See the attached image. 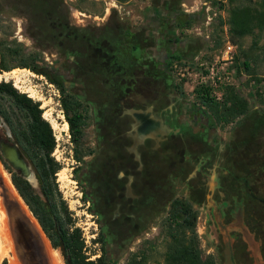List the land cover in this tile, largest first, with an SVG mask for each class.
Here are the masks:
<instances>
[{"label":"rangeland","instance_id":"1","mask_svg":"<svg viewBox=\"0 0 264 264\" xmlns=\"http://www.w3.org/2000/svg\"><path fill=\"white\" fill-rule=\"evenodd\" d=\"M226 1L0 0V40L40 53L42 66L88 106L81 151L92 154L75 178L58 91L28 69L0 73V82L40 102L51 124L52 156L62 165L56 183L90 260L103 243L108 264H128L135 253L145 264H165L168 211L183 199L196 211L203 256L264 264V100L256 96L264 30L233 45ZM244 52L253 58L249 69ZM229 88L250 111L213 126L200 96L219 104ZM15 160L32 172L0 118V264H64L11 183L2 161L23 176Z\"/></svg>","mask_w":264,"mask_h":264},{"label":"trees","instance_id":"2","mask_svg":"<svg viewBox=\"0 0 264 264\" xmlns=\"http://www.w3.org/2000/svg\"><path fill=\"white\" fill-rule=\"evenodd\" d=\"M125 2L126 0H118ZM226 24L229 41L240 47L241 41L253 34L254 30H264V0L258 3L246 0H227ZM223 3L219 2L220 7ZM244 69H249L253 58L243 53ZM264 58V57H263ZM14 68L28 69L37 76H42L55 87L59 93V102L65 122L68 125L70 141L73 144L75 165L72 173L75 178L79 173L84 157L92 151L83 153L81 147L85 138V129L90 124L88 106L73 96L61 76L55 71L42 66L40 53H30L16 40H0V73L10 72ZM262 82V81H260ZM259 82V83H260ZM256 96L264 100V85ZM207 97V95H206ZM202 98V104L214 113V124L233 123L239 117L248 115L250 109L247 101L233 88L226 90L224 99L219 104ZM40 102L34 101L24 93L18 92L10 82H0V118L6 125L14 144L27 159L38 184V191L8 163L3 162L10 174L13 187L53 248H59L64 264H108L102 255L90 260L84 252L81 230L76 227L72 213L68 210L56 183V174L62 165L52 156L57 142L51 124L43 118ZM211 126V125H210ZM196 211L188 200H176L167 215L165 264H215L211 256H203L199 247L196 231ZM132 254L128 264H145L142 255ZM1 264H7L4 260Z\"/></svg>","mask_w":264,"mask_h":264},{"label":"bare ground","instance_id":"3","mask_svg":"<svg viewBox=\"0 0 264 264\" xmlns=\"http://www.w3.org/2000/svg\"><path fill=\"white\" fill-rule=\"evenodd\" d=\"M6 75V74H5ZM12 75H15V72H13L12 73ZM140 126H141V129L142 130H144L145 132H148L149 131V129H150V126H149V123H147L146 121H143L141 124H140ZM66 128H67V124H66ZM140 129V130H141ZM16 151V150H15ZM16 153V152H15ZM22 160V159H21ZM15 162L17 163V165H19L20 166V168L22 169L21 171H22V174H23V176H24V178L25 179H27L33 186H36V179H35V177H34V175L32 174V172L31 171H29V169L28 168H26V167H24V165L23 164H21V162L20 161H17V160H15ZM2 223V222H1ZM3 226V225H2ZM1 226V224H0V239H1V236H2V232H3V230H2V227ZM3 250L0 248V258L3 256Z\"/></svg>","mask_w":264,"mask_h":264},{"label":"built area","instance_id":"4","mask_svg":"<svg viewBox=\"0 0 264 264\" xmlns=\"http://www.w3.org/2000/svg\"><path fill=\"white\" fill-rule=\"evenodd\" d=\"M232 52H233V46L230 43H228L226 45L225 54L230 55ZM213 77H214L213 69L210 68L207 78H213Z\"/></svg>","mask_w":264,"mask_h":264},{"label":"water","instance_id":"5","mask_svg":"<svg viewBox=\"0 0 264 264\" xmlns=\"http://www.w3.org/2000/svg\"><path fill=\"white\" fill-rule=\"evenodd\" d=\"M16 163V162H15ZM17 164V163H16ZM19 166V165H18ZM20 167V166H19ZM27 180V179H26ZM28 181V180H27ZM29 182V181H28ZM30 183V182H29ZM31 184V183H30ZM32 185V184H31ZM33 186V185H32ZM34 187V186H33ZM35 188V187H34Z\"/></svg>","mask_w":264,"mask_h":264}]
</instances>
